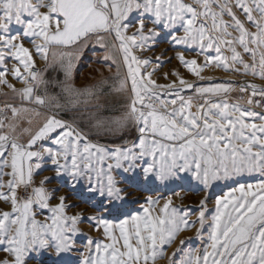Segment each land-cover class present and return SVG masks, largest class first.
Segmentation results:
<instances>
[{"label": "snow or ice", "instance_id": "obj_1", "mask_svg": "<svg viewBox=\"0 0 264 264\" xmlns=\"http://www.w3.org/2000/svg\"><path fill=\"white\" fill-rule=\"evenodd\" d=\"M158 37L203 56L200 63L176 53L200 81L211 79L208 68L264 80V0H0V85L21 101L0 106V264L71 253L85 221L104 239L88 238L79 264H156L181 232L195 228L203 239L206 201L190 221L171 197L157 207L149 195L136 212L130 197L153 180L190 176L208 189L244 175L256 182L237 181L216 199L206 246L180 240L167 261L264 264V114L254 110L264 108V86L240 84L250 92L243 107L229 102L233 82L199 86L173 71L176 79L160 84L156 69L147 71L151 59L136 55ZM88 49L117 65L115 79L77 83ZM124 94L126 103L115 98ZM49 164L52 174L41 175Z\"/></svg>", "mask_w": 264, "mask_h": 264}, {"label": "rangeland", "instance_id": "obj_2", "mask_svg": "<svg viewBox=\"0 0 264 264\" xmlns=\"http://www.w3.org/2000/svg\"><path fill=\"white\" fill-rule=\"evenodd\" d=\"M190 2V0H189ZM151 26V25H149ZM134 29H131L132 31ZM255 31V29H252ZM182 34V33H180ZM163 35V33H162ZM151 43V42H150ZM25 46L30 47V45L25 42ZM241 50V49H238ZM178 51H183L185 54L186 59L197 58L195 57V52L191 50H185L183 46H174L171 45L168 40L157 38L155 44L148 50L145 51H137L136 55L139 56L141 59H151L152 63L148 66L147 71H152V69H156L153 79H155L158 83L164 84L169 83L172 80L176 79L175 76H172L171 73L173 71H178L180 75L188 80L189 82L195 83L199 86H209L211 84L216 83H228L233 82L234 86L237 88L236 91H233L229 94L228 99L230 103H239L243 107H249L246 104L247 97L250 95L249 92L240 93L238 90V86L244 83L246 80H259L262 86H264V80H260L258 77L252 76H244L237 73L226 72L222 68H208L205 69L203 75L205 77H211L210 80L206 79L204 81L198 80L195 76L187 71L182 65H180L179 60L176 58V53ZM242 51V50H241ZM161 53H165L161 56ZM102 50L99 52H94L91 49L85 51L84 55L82 56L81 60L77 63V68L75 72L76 81L78 84H82L85 82H93L94 78L99 79L101 74L103 76L109 77L111 79L116 78L117 74V65L111 64V61L104 63L102 62ZM211 55H215L214 52L210 53ZM228 54V53H226ZM230 55V54H229ZM161 56V62L156 61V57ZM117 57V64H119V73L120 76L123 77L126 75L127 69L122 63V59L120 54H116ZM37 61V68L43 69L44 62L39 59V57H35ZM198 62L203 63V56L197 58ZM244 59L246 61L249 60V56L247 54L244 55ZM169 60L171 62H169ZM101 61V62H98ZM9 66H11L12 61H9ZM158 63L160 66L158 67ZM141 71H144L142 68ZM169 73L168 79H165L164 74ZM9 82L14 84L17 88L22 87V85L11 78L9 76ZM259 85V84H258ZM130 87V85H129ZM41 93L43 89L41 88ZM6 93L7 95H4ZM129 94H124L123 96H116L115 98L121 102L126 103ZM185 96L195 94L188 90L184 93ZM243 96L244 99H240ZM172 97H166V99H171ZM214 101L220 99V97H213ZM0 106H3L5 103H10L19 106L21 101L15 93H13L10 89L6 86L0 85ZM200 103H203V100H199ZM119 107V104L116 105ZM255 111L264 114V109L259 107L254 108ZM195 111V108H193ZM8 115L10 116L11 113L9 112ZM258 122V121H257ZM24 126H27L26 124ZM136 138L135 132L130 134L126 137L127 140L131 141ZM101 142H107L106 140H101ZM120 143V141H117ZM51 165L49 164L45 170L41 173V175H51ZM187 174H181V176H186ZM7 179V177H5ZM255 183L256 177H249L247 175L234 177L233 179L229 180H221L215 181L208 189H204L203 185L199 182L192 179L188 176L186 179H174L170 181H166L161 183L160 181L153 180L151 185L144 191L136 192L133 194V197L130 199H136L138 202L133 203L130 205L129 211L136 212L142 211L141 205L145 203L147 196L151 195L153 199H159V205L157 207H162L164 202L171 197L172 199V206L180 209L181 211H189L191 213L189 219L190 221H195L198 216V212L201 208L200 201H206V224L203 229V239L198 238L196 235L195 228H189L183 232H181L176 241L169 247L166 248V255L164 259H158L156 264H168L167 257L170 256L177 247H180V240H185L186 245L185 248H203L206 246L207 236L210 232V224H211V217L215 214V201L218 197L224 196L226 193L231 191L232 188L238 187V183ZM56 181L53 180V185H55ZM179 193V195H175V193ZM79 203L75 196H70L69 203ZM55 203V201H53ZM0 207H5L3 204H0ZM87 207L83 203H79V208ZM78 209H70L69 214L73 211H77ZM92 209L88 210L87 214L92 213ZM47 214V213H45ZM42 218V217H41ZM82 230V235L76 237V249L73 250L71 253L62 254V257L57 258L55 256H49L48 254L42 255L39 259L30 260L29 264H55L56 261H60V264H79L80 262V253L84 251V247L87 243L88 238H92L94 241L96 240H103L104 237L102 236L101 232H97L94 230L92 224L85 221L80 225ZM200 227L197 223L196 228ZM3 253H0V256H3Z\"/></svg>", "mask_w": 264, "mask_h": 264}, {"label": "bare ground", "instance_id": "obj_3", "mask_svg": "<svg viewBox=\"0 0 264 264\" xmlns=\"http://www.w3.org/2000/svg\"><path fill=\"white\" fill-rule=\"evenodd\" d=\"M246 81H250V80H246ZM251 82V81H250ZM252 82H254V83H256V84H259V85H261L260 83H262L261 81H259V80H252Z\"/></svg>", "mask_w": 264, "mask_h": 264}, {"label": "built area", "instance_id": "obj_4", "mask_svg": "<svg viewBox=\"0 0 264 264\" xmlns=\"http://www.w3.org/2000/svg\"><path fill=\"white\" fill-rule=\"evenodd\" d=\"M250 93V92H249ZM256 99H259V97H256ZM259 108H261V107H259ZM261 109H264V108H261Z\"/></svg>", "mask_w": 264, "mask_h": 264}, {"label": "crops", "instance_id": "obj_5", "mask_svg": "<svg viewBox=\"0 0 264 264\" xmlns=\"http://www.w3.org/2000/svg\"><path fill=\"white\" fill-rule=\"evenodd\" d=\"M0 103H2V101Z\"/></svg>", "mask_w": 264, "mask_h": 264}]
</instances>
